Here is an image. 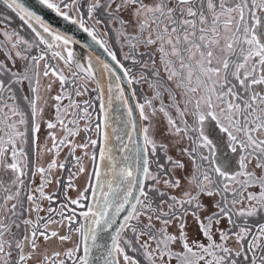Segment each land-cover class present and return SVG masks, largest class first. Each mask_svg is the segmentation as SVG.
I'll return each mask as SVG.
<instances>
[{
	"label": "snow or ice",
	"instance_id": "snow-or-ice-1",
	"mask_svg": "<svg viewBox=\"0 0 264 264\" xmlns=\"http://www.w3.org/2000/svg\"><path fill=\"white\" fill-rule=\"evenodd\" d=\"M0 264H264V0H0Z\"/></svg>",
	"mask_w": 264,
	"mask_h": 264
},
{
	"label": "rangeland",
	"instance_id": "rangeland-1",
	"mask_svg": "<svg viewBox=\"0 0 264 264\" xmlns=\"http://www.w3.org/2000/svg\"><path fill=\"white\" fill-rule=\"evenodd\" d=\"M11 15V13H9ZM20 23V21L18 19H16L15 17H13V27L17 26L18 24ZM77 50H81L80 46L77 45ZM94 87V84L91 85ZM137 91L139 92L140 89L138 88ZM88 95H94V93H90V94H87L85 95L82 99H87L88 98ZM51 114V109H46V113H45V119L47 118L48 115ZM81 127H83V122L81 123ZM44 136H46V130L44 129V126L42 124V134H41V147H43V143H44ZM86 136V133H84L83 131H81V134L79 137L76 138V141L78 143H81V142H84V137ZM93 138H95L93 136ZM49 145H50V141H48ZM68 150L65 149L63 152H61V155H60V160H63L64 159V156H65V153L67 152ZM81 154V150L80 149H77L76 151V155H80ZM51 159V156L46 154V153H42L41 155V159L39 160V163L42 164V165H46L47 162ZM85 165H89L90 166V162L88 160H85L84 161ZM58 176H61V173L59 171L55 172L54 173V182L53 184L50 186V188L48 189L49 191H53L55 190L56 188V184H55V178L58 177ZM40 182V177L39 175L36 176V183L39 184ZM76 184L78 185V187L80 188H83V184H84V181H83V178H79L77 179L76 181ZM63 186V185H61ZM76 191L74 190H69V195L72 196L73 198H75L76 196ZM47 206V205H46Z\"/></svg>",
	"mask_w": 264,
	"mask_h": 264
},
{
	"label": "water",
	"instance_id": "water-1",
	"mask_svg": "<svg viewBox=\"0 0 264 264\" xmlns=\"http://www.w3.org/2000/svg\"><path fill=\"white\" fill-rule=\"evenodd\" d=\"M26 2H28V3H31L32 2V0H26ZM49 18L51 19V18H54V14H51V13H49ZM76 34H77V37L78 38H80V39H84V38H86V34H83L82 32H80V30H76ZM80 46V48H81V45H79ZM94 50L98 53V54H100L101 56H102V58H104V59H109L110 60V58H108L107 56H106V54L103 52V50L98 46V45H94ZM132 103H133V105H135V100H133L132 101ZM135 115L137 116V119H138V123H140L141 121H139V113H138V111L135 113Z\"/></svg>",
	"mask_w": 264,
	"mask_h": 264
}]
</instances>
